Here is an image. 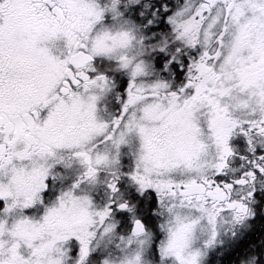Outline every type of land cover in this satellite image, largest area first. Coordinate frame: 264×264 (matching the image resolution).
Returning <instances> with one entry per match:
<instances>
[{
	"label": "snow or ice",
	"instance_id": "snow-or-ice-1",
	"mask_svg": "<svg viewBox=\"0 0 264 264\" xmlns=\"http://www.w3.org/2000/svg\"><path fill=\"white\" fill-rule=\"evenodd\" d=\"M0 264H264V0H0Z\"/></svg>",
	"mask_w": 264,
	"mask_h": 264
}]
</instances>
